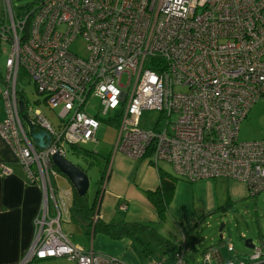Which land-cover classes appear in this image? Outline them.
Segmentation results:
<instances>
[{
  "label": "built area",
  "instance_id": "obj_1",
  "mask_svg": "<svg viewBox=\"0 0 264 264\" xmlns=\"http://www.w3.org/2000/svg\"><path fill=\"white\" fill-rule=\"evenodd\" d=\"M7 19L0 29L2 42L11 47L0 135L28 183L44 193L35 241L20 264L63 257L77 264H127L73 245L58 208L54 216L49 213L52 179L59 174L53 156L65 157L67 146L98 144L103 120L86 111L92 97L102 100L103 114L121 110L116 152L169 163L190 183L226 178L245 184L250 197L264 193V140H239L240 125L264 101V0H41L26 31V22H15L11 14ZM78 41L85 56L71 51ZM21 72L49 107L60 109L58 128L20 99ZM148 111L167 118L166 125L142 129ZM23 114L49 134L48 148L33 142ZM185 251L184 243L173 264H187ZM228 251L235 252L231 243ZM263 257L256 249L249 260L258 264ZM203 258L208 264L222 260L216 248Z\"/></svg>",
  "mask_w": 264,
  "mask_h": 264
},
{
  "label": "crops",
  "instance_id": "obj_2",
  "mask_svg": "<svg viewBox=\"0 0 264 264\" xmlns=\"http://www.w3.org/2000/svg\"><path fill=\"white\" fill-rule=\"evenodd\" d=\"M5 118L4 99V106L0 105V123ZM116 143L111 155L104 159L106 164L104 173L98 172L101 177L99 184L102 191L97 192L93 203L95 206L94 222L98 219L105 224L147 225L156 229L159 236L166 238L174 245V241L180 244V233L186 234L197 229L206 217L226 211L232 205L251 198L247 186L238 181L218 178L190 183L175 174L174 177L179 181L168 209L167 219L159 224L158 214L149 201L147 193L159 188L160 172L166 171L161 168L160 162L155 163L151 158L134 160L116 152ZM2 165L9 169L8 174L4 173ZM82 170L87 173L84 168ZM58 175L62 177L61 181L66 184V189L68 186L69 190L66 191L69 192L71 198L74 197L75 189L71 182L64 175L60 173ZM56 191L58 190H54L55 200L50 202L51 216L57 213V208L61 214ZM71 200L73 204V199ZM43 204L42 188L28 183L23 167L0 135V259L4 263L18 264L32 247L35 241V221L42 217ZM123 206H126L125 210ZM117 211L122 212L124 216L116 219ZM159 229L160 232H158ZM94 233L93 231L92 238ZM100 240H102L100 243H103L107 239L99 238ZM132 240L131 237H125L117 241L127 251V254L120 250L109 251L102 246L99 250L101 254L110 253V256L117 257L127 264H139L140 261L134 254ZM109 241L112 243V240L109 239ZM75 246L81 248L79 245ZM208 249L210 248H206L204 252ZM89 251L96 252L93 249ZM246 257L239 260L232 259L244 261Z\"/></svg>",
  "mask_w": 264,
  "mask_h": 264
},
{
  "label": "rangeland",
  "instance_id": "obj_3",
  "mask_svg": "<svg viewBox=\"0 0 264 264\" xmlns=\"http://www.w3.org/2000/svg\"><path fill=\"white\" fill-rule=\"evenodd\" d=\"M36 0H0V16L7 15L10 20V14L16 22L17 15L14 7L18 9L20 6L32 4ZM8 22V21H7ZM71 51L79 56H85L84 42L78 41L73 44ZM11 47L4 42H0V105L4 106L3 93L6 91L7 67L6 60L10 56ZM124 84L127 83V77L123 78ZM18 90L22 92L30 107L34 110L39 109L49 119L50 123L58 128L61 120L59 118V108H51L44 102V97L36 93L35 86L31 77L24 72L20 73L18 79ZM103 104L99 97H92L88 100L86 111L92 117H100L103 120L99 128L96 139L98 144L89 143L77 147L76 150L67 146V154L65 158L79 168H84L90 179V187L87 195L89 205L92 207L96 200L97 192L102 189L99 184L101 177L98 172L105 171V158L110 156L119 135V118L121 110L117 112H107L103 114ZM176 116L172 117V121H176ZM157 122L161 126H165L167 118H160V114L155 111L145 112L141 119V128L149 129ZM28 129V126H26ZM239 140L241 142H254L264 140V101L256 103L248 114L247 119L240 125ZM159 165L163 170L171 175H175L173 166L169 163L160 162ZM62 175V174H61ZM60 175L52 179L56 191V197L59 208L61 210L62 229L69 235L74 245H79L83 250L91 249L98 253L102 247L109 251L120 250L127 254V251L119 244L118 240L95 232L92 238L93 225L95 222L84 216L77 214L75 217L71 211L72 200L68 186L63 183ZM57 182V186H56ZM101 188V189H100ZM102 191V190H101ZM100 198V195H99ZM98 198V200H99ZM52 206V205H51ZM53 210L54 208L51 207ZM124 214L117 211V218H122ZM222 229V231H220ZM160 232V229L159 231ZM100 236V237H99ZM223 236V238H221ZM99 238L107 239L105 242L99 241ZM140 240L132 238L134 254L140 261L139 264H148L152 260L157 261L162 257L164 247H162L151 231H145L139 236ZM112 240V243H110ZM180 244L174 241V248L179 250L180 246L185 243V259L187 264H208L204 262L203 252L206 248H216L220 251L222 260L213 261L217 264L222 261H228L232 258L239 260L248 255H253L256 249L264 251V193L257 197H251L244 202L232 205L226 211H220L203 219L200 227L186 233L179 234ZM251 240L254 249L247 248L246 241ZM233 244L234 253L228 251V244ZM143 249L149 250L148 255L144 254ZM103 253V252H102ZM107 253V252H106ZM106 255H110L107 253ZM22 261V259H21ZM19 261L18 264L21 263ZM0 264L4 263L0 259ZM30 264H77L70 257L55 258L43 261H34Z\"/></svg>",
  "mask_w": 264,
  "mask_h": 264
},
{
  "label": "trees",
  "instance_id": "obj_4",
  "mask_svg": "<svg viewBox=\"0 0 264 264\" xmlns=\"http://www.w3.org/2000/svg\"><path fill=\"white\" fill-rule=\"evenodd\" d=\"M40 2L41 0H36L32 4L20 6L18 9L14 7L18 21L22 23L26 22L25 28H24L25 31L28 29L29 22H30V14L32 13V10H34L40 4ZM7 18H8L7 15H4L3 17L0 16V29L8 21ZM0 42H2L1 36H0ZM18 95L20 96V99L26 101V98L22 92L19 91ZM72 148L76 150L77 147H72ZM56 170L58 171L57 168ZM178 181L179 180L175 178L174 176H172L171 174L161 171L159 188L154 192L147 193V197L149 201L155 207L156 212L158 214L159 224L164 223L167 219L168 209L173 199V195H174L175 188H176ZM71 211L74 217L77 214H84L86 218L92 220L94 216L95 206L91 207L89 205L87 196L81 197L78 195V193L75 190ZM92 225H93L94 232L103 233L111 237L114 240H120L125 237H128V238L131 237V238H135L136 240H140L139 236H141L143 232L149 230L152 232V235H156L158 243L162 247L165 248L162 254V258L166 257L167 264H173L174 261L176 260L175 254L178 250L174 248V245L166 238L159 236L157 234L156 229L150 228L147 225H142V224H137V223H122L118 225L105 224L103 222H100L99 220L95 223H91L88 228H90ZM148 252L149 250L144 249V253H146V255H148ZM245 261H247L249 264L253 263L247 257L245 258ZM258 264H264V257Z\"/></svg>",
  "mask_w": 264,
  "mask_h": 264
},
{
  "label": "water",
  "instance_id": "obj_5",
  "mask_svg": "<svg viewBox=\"0 0 264 264\" xmlns=\"http://www.w3.org/2000/svg\"><path fill=\"white\" fill-rule=\"evenodd\" d=\"M20 110L22 112L25 111L24 102H20ZM22 118L29 126V132L33 142L37 143L38 147L42 150L48 148L51 139L49 134L45 131H37L36 126L27 115L23 114ZM45 139L47 142H45ZM52 161L59 173L64 175L71 182L79 196L85 197L88 195L90 179L84 170L77 167L60 154L53 156ZM220 231H222V229ZM221 238H223V236H221ZM246 246L247 248L254 249L251 240L246 241Z\"/></svg>",
  "mask_w": 264,
  "mask_h": 264
}]
</instances>
